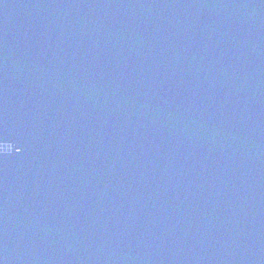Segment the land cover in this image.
I'll use <instances>...</instances> for the list:
<instances>
[{
    "label": "water",
    "instance_id": "water-1",
    "mask_svg": "<svg viewBox=\"0 0 264 264\" xmlns=\"http://www.w3.org/2000/svg\"><path fill=\"white\" fill-rule=\"evenodd\" d=\"M0 264H264V0H0Z\"/></svg>",
    "mask_w": 264,
    "mask_h": 264
}]
</instances>
